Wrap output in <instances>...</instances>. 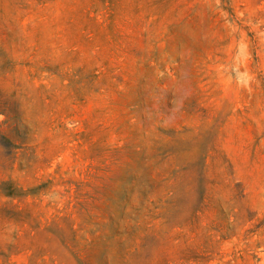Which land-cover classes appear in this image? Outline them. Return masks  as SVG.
<instances>
[{
  "label": "rangeland",
  "instance_id": "374dc122",
  "mask_svg": "<svg viewBox=\"0 0 264 264\" xmlns=\"http://www.w3.org/2000/svg\"><path fill=\"white\" fill-rule=\"evenodd\" d=\"M0 264H264V0H0Z\"/></svg>",
  "mask_w": 264,
  "mask_h": 264
}]
</instances>
